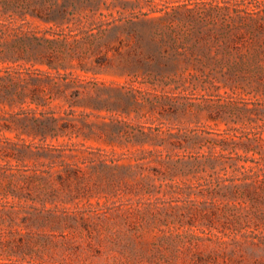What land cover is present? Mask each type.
I'll use <instances>...</instances> for the list:
<instances>
[{
	"label": "rangeland",
	"instance_id": "374dc122",
	"mask_svg": "<svg viewBox=\"0 0 264 264\" xmlns=\"http://www.w3.org/2000/svg\"><path fill=\"white\" fill-rule=\"evenodd\" d=\"M41 1L0 47V264H264V0Z\"/></svg>",
	"mask_w": 264,
	"mask_h": 264
},
{
	"label": "trees",
	"instance_id": "16d2710c",
	"mask_svg": "<svg viewBox=\"0 0 264 264\" xmlns=\"http://www.w3.org/2000/svg\"><path fill=\"white\" fill-rule=\"evenodd\" d=\"M55 12L41 0H0V47L5 46V40H13L14 44L6 45L11 50L13 47H21L22 43L30 39L29 30L24 29L23 26V24L31 23L28 20L29 15L49 21L52 16L56 15ZM15 15H18V19L23 21L19 26H14V22L10 19L6 22L5 18H14ZM3 52L7 51L1 48L0 53ZM1 94L2 92H0ZM7 94L9 91H5L4 96ZM1 212L3 213L2 208H0V220L3 219Z\"/></svg>",
	"mask_w": 264,
	"mask_h": 264
}]
</instances>
